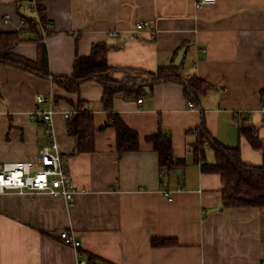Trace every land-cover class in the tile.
Wrapping results in <instances>:
<instances>
[{
  "label": "crops",
  "instance_id": "0c3cea01",
  "mask_svg": "<svg viewBox=\"0 0 264 264\" xmlns=\"http://www.w3.org/2000/svg\"><path fill=\"white\" fill-rule=\"evenodd\" d=\"M49 30L45 42L52 73L71 75L77 54L94 42L109 45L108 61L121 68L157 71L175 64L213 87L189 106L184 86L154 85L151 95L116 97L114 109L139 134L137 150L119 153L116 128L107 123L104 88L85 81L68 92L28 69L0 66V163L37 160L55 142L65 155L78 192L74 204L47 192L7 190L0 194V264H264V205L215 208L223 183L194 159L196 132L205 126L227 146H240L243 161L263 163L240 126L252 125L264 142V0H37ZM29 2L0 0V31H17L18 55L37 60L36 33L22 15H37ZM146 22L136 28L137 22ZM53 100L54 133L31 117L37 95ZM142 99V101H139ZM79 100L94 114L95 150L73 152L67 116ZM161 129L186 164L166 173L147 136ZM206 159L215 154L206 144ZM223 203V202H222ZM71 230L79 247L65 243Z\"/></svg>",
  "mask_w": 264,
  "mask_h": 264
},
{
  "label": "trees",
  "instance_id": "16d2710c",
  "mask_svg": "<svg viewBox=\"0 0 264 264\" xmlns=\"http://www.w3.org/2000/svg\"><path fill=\"white\" fill-rule=\"evenodd\" d=\"M24 1V0H21ZM37 15L30 17L22 15L29 21V26L36 33L34 40L39 48L37 60H31L13 52L14 47L22 39L17 31H0V66L13 65L28 69L29 71L47 79L64 88L68 92H79L82 84L87 80H96L104 88L103 105L108 114V122L116 128L117 147L119 153L137 150L140 146L137 130L130 127L120 113L114 109L116 97L135 99L151 95L157 83L174 81L184 86L185 95L193 102V106L200 108V98L213 85L206 80L194 75L186 77L179 71L180 65H171L168 68H159L157 71L139 68H127L131 74L122 80L111 76V72L121 67L113 66L108 61L109 45L104 41L94 42L91 53L88 55L77 54L73 63L71 75H57L51 72L49 55L40 29L45 26L48 19L44 8L37 2ZM48 31V36L55 32ZM264 99V97H263ZM68 132L76 137V147L73 152H89L95 150V135L99 130L95 126L94 114L79 100L75 109L67 117ZM240 134L246 135L255 147L263 148V163L260 165L249 164L241 157L240 146H227L214 136L205 126L195 130L196 140L194 146V159L201 165L205 172H219L223 187L221 201L225 208H238L264 205V142L254 134L252 125L240 126ZM152 141L154 148L159 153V164L166 168V173L186 164V159L177 157L173 150L172 139L161 129L147 136ZM206 144L214 151L215 160L206 159Z\"/></svg>",
  "mask_w": 264,
  "mask_h": 264
},
{
  "label": "built area",
  "instance_id": "2783aa9c",
  "mask_svg": "<svg viewBox=\"0 0 264 264\" xmlns=\"http://www.w3.org/2000/svg\"><path fill=\"white\" fill-rule=\"evenodd\" d=\"M31 9H36L37 0H27ZM216 0H200V4H211ZM144 22H138L137 27L142 28ZM43 31L45 32L44 28ZM46 33V32H45ZM141 101V99H139ZM189 106H193L191 100ZM264 111V102L262 105ZM53 100L43 94L37 96L35 109L31 117L42 120L47 133H53ZM18 188L21 191H44L53 196L65 198L72 206L74 204L76 187L71 181L64 155L57 150V143L45 145L40 148L38 163L31 160H18L0 163V193L7 189ZM61 237L66 243L77 247L80 241L75 238L73 232L63 230ZM78 264H87L86 259L79 260ZM107 264V263H102Z\"/></svg>",
  "mask_w": 264,
  "mask_h": 264
},
{
  "label": "bare ground",
  "instance_id": "6f19581e",
  "mask_svg": "<svg viewBox=\"0 0 264 264\" xmlns=\"http://www.w3.org/2000/svg\"><path fill=\"white\" fill-rule=\"evenodd\" d=\"M26 2H27V0H25ZM30 7V6H29ZM140 22H143V21H140ZM138 23V22H137ZM146 24V22H144V25ZM49 27H50V24L47 22V24L43 27V26H41L40 27V29H41V31H42V35L44 36V39H45V37L46 36H48L47 34H48V29H49ZM144 27V26H143ZM142 27V28H143ZM43 28H44V30H45V32L43 31ZM136 28H138L137 27V24H136ZM39 95V94H38ZM37 95V96H38ZM44 95V94H43ZM46 96V95H45ZM47 97V96H46ZM49 98V97H48ZM141 101H142V99H141ZM54 113H55V110H54ZM54 113H53V116H54ZM69 116V115H68ZM67 116V117H68ZM42 121V120H41ZM53 127H54V123H53ZM53 133H54V131H53ZM53 133H49V134H53ZM53 144V143H52ZM49 145H51V144H49ZM58 150V149H57ZM60 152V151H59ZM62 155H64L62 152H60ZM64 157H65V155H64ZM31 160V159H30ZM65 160H66V163H67V159L65 158ZM16 161H18V160H16ZM31 161H34V160H31ZM8 162H12V161H8ZM34 162H36V163H38V158H37V160L36 161H34ZM3 163V162H2ZM66 166H67V164H66ZM67 169H68V167H67ZM68 172H69V169H68ZM69 175H70V173H69ZM70 178H71V176H70ZM71 181H72V179H71ZM73 182V181H72ZM74 184V183H73ZM74 186H75V184H74ZM76 187V186H75ZM12 189H15V190H19V191H21L20 189H18V188H12ZM76 189H77V187H76ZM7 190H11V189H7ZM6 190V191H7ZM5 191V192H6ZM25 191V190H24ZM33 192V191H32ZM40 192H44V191H40ZM77 192H78V190H77ZM76 192V193H77ZM2 193H4V192H2ZM48 193V192H47ZM1 194V193H0ZM76 195V194H75ZM68 230V229H67ZM68 231H71V230H68ZM72 232V231H71ZM73 234H74V236H75V233L73 232ZM62 238V237H61ZM76 238V237H75ZM77 239V238H76ZM62 240L65 242V240L62 238ZM80 241V240H79ZM66 243V242H65ZM80 244H81V242H80ZM80 244L77 246V247H79L80 246ZM82 259H85V258H82ZM79 260H81V259H79ZM87 260V259H86ZM79 262V261H78ZM87 264H89L88 263V260H87Z\"/></svg>",
  "mask_w": 264,
  "mask_h": 264
},
{
  "label": "water",
  "instance_id": "95a60500",
  "mask_svg": "<svg viewBox=\"0 0 264 264\" xmlns=\"http://www.w3.org/2000/svg\"><path fill=\"white\" fill-rule=\"evenodd\" d=\"M184 49H181L175 59V64L180 65L183 58ZM223 207V203L219 202V204L213 209H221Z\"/></svg>",
  "mask_w": 264,
  "mask_h": 264
},
{
  "label": "rangeland",
  "instance_id": "374dc122",
  "mask_svg": "<svg viewBox=\"0 0 264 264\" xmlns=\"http://www.w3.org/2000/svg\"><path fill=\"white\" fill-rule=\"evenodd\" d=\"M34 161H36V159Z\"/></svg>",
  "mask_w": 264,
  "mask_h": 264
}]
</instances>
